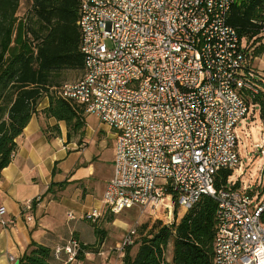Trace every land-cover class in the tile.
Masks as SVG:
<instances>
[{
  "label": "built area",
  "instance_id": "obj_1",
  "mask_svg": "<svg viewBox=\"0 0 264 264\" xmlns=\"http://www.w3.org/2000/svg\"><path fill=\"white\" fill-rule=\"evenodd\" d=\"M237 1L79 0L84 76L61 89L113 132L105 212H161L159 220L171 226L210 196L218 205L212 264H257L264 251V134L255 145L263 158L256 189L235 188L232 175L226 188L214 185L220 170L238 167L236 128L255 114L250 55L227 23ZM67 218L75 219L71 212ZM99 218L96 211L83 217ZM137 238L132 227L105 264H123ZM78 250L70 240L54 256L74 264Z\"/></svg>",
  "mask_w": 264,
  "mask_h": 264
},
{
  "label": "trees",
  "instance_id": "obj_2",
  "mask_svg": "<svg viewBox=\"0 0 264 264\" xmlns=\"http://www.w3.org/2000/svg\"><path fill=\"white\" fill-rule=\"evenodd\" d=\"M21 3L22 0H0V177L17 151L16 139L33 114L64 123L67 142L76 141L78 145L86 128L85 109L61 95L64 85L84 76L79 0H26L27 10L20 18L17 14ZM227 23L244 40L250 63L264 54V0H238L231 7ZM69 72H80L78 80L65 82ZM250 81L256 91L250 93V100L259 108L264 129V79L257 82L253 76ZM44 99L47 107L37 111ZM42 131L48 139L51 134H60L57 125H46ZM231 175L232 171L220 170L215 176L216 190L226 188ZM217 210L212 197L201 196L177 223L153 225L135 243L138 247L133 256L132 246L127 248L123 264H212ZM94 231L99 236L95 225ZM171 241L172 257L167 262L165 251ZM93 246L80 243L75 259L82 261L84 253L93 252ZM51 261V249L32 242L17 263L52 264Z\"/></svg>",
  "mask_w": 264,
  "mask_h": 264
},
{
  "label": "crops",
  "instance_id": "obj_3",
  "mask_svg": "<svg viewBox=\"0 0 264 264\" xmlns=\"http://www.w3.org/2000/svg\"><path fill=\"white\" fill-rule=\"evenodd\" d=\"M47 105V99L42 100L37 111L43 110ZM46 125H57L60 134L56 137L51 134L48 139L42 131ZM99 127L110 131L100 123ZM93 133L92 130L87 133L85 128V138ZM111 133L114 139L113 132ZM85 138L80 145L76 141L67 142L64 123H57L53 118L45 119L39 113L32 115L22 134L16 139L15 155L1 172L0 208L3 209V214L0 219H13L14 225H0V264L17 263L32 242L51 249L52 264L63 263L66 257L62 255L57 259L54 251L70 240L83 245H94L93 252L84 253L83 260H76L74 264H105L113 257L109 254L118 242L107 244L106 238L95 234L94 225L93 231H87L81 226L77 227L75 223L71 224L75 219H67L66 214L70 211L64 212L67 204L83 203L86 200L87 182L98 177V169L93 162L80 159V154L87 146ZM113 160L114 156L108 162L106 174L100 178L101 199L113 174ZM101 199L100 205L86 214L96 211L102 218L107 212ZM32 201L30 210L25 211V206ZM100 222L102 223V219Z\"/></svg>",
  "mask_w": 264,
  "mask_h": 264
},
{
  "label": "rangeland",
  "instance_id": "obj_4",
  "mask_svg": "<svg viewBox=\"0 0 264 264\" xmlns=\"http://www.w3.org/2000/svg\"><path fill=\"white\" fill-rule=\"evenodd\" d=\"M25 1L26 0H22L20 10L17 14L20 18L24 16L27 10L24 7ZM243 45L245 46V42H243ZM252 69L255 74L254 80L257 82L260 80L262 81L264 79V54L262 57L260 56L258 59L253 60ZM79 76L80 72H69L66 74L65 82H74L78 80ZM254 108V117L252 118L248 116L245 121H241L237 125L236 135L238 137V167L232 171V179L234 182L238 183V188L250 185L251 190L256 189L258 185V181L260 179V168L262 167L263 163V158L259 153V149L255 148V145L260 143L261 136L264 134V129L259 116V108L255 105ZM85 118L87 133L91 130L94 133L90 136H87L86 138L84 135L87 146L80 154V159H85L87 162H93L92 164L96 167V169H98V177L87 182L86 187L88 189V194H86V200L83 203L76 202L73 204H67L64 212L70 211L72 214H74L75 220L70 222L71 224L75 223L77 227L81 226V228H85L87 231H93V225L98 227L100 232L99 237L106 238L107 244L113 245L116 242L119 243L122 237L132 227L137 229V242L140 238L145 237L153 225H155L157 222H160L161 225H164V222L162 223L159 220V218L164 219L161 212L156 214V217L158 218H154V216L147 212L140 213L135 209H130L124 210L119 215L106 213L95 223H90L89 221L83 219L84 214L96 209L100 205V178L102 175L106 174V169L109 165L108 162H110L111 158H113L115 149V141L111 135L112 133L103 127H99V121H97L94 116L85 115ZM261 188H264V181L262 182ZM66 192L64 194H66ZM101 219L102 223L100 222ZM137 247L138 245L136 244L132 246L130 252L131 256L135 254ZM172 250L173 242L171 241L165 251V260L167 262L171 261ZM109 255L113 256L110 258V261H114L115 254L110 253ZM118 264H120V261Z\"/></svg>",
  "mask_w": 264,
  "mask_h": 264
},
{
  "label": "bare ground",
  "instance_id": "obj_5",
  "mask_svg": "<svg viewBox=\"0 0 264 264\" xmlns=\"http://www.w3.org/2000/svg\"><path fill=\"white\" fill-rule=\"evenodd\" d=\"M257 264H264V251L256 257Z\"/></svg>",
  "mask_w": 264,
  "mask_h": 264
},
{
  "label": "water",
  "instance_id": "obj_6",
  "mask_svg": "<svg viewBox=\"0 0 264 264\" xmlns=\"http://www.w3.org/2000/svg\"><path fill=\"white\" fill-rule=\"evenodd\" d=\"M15 264H18V263H15Z\"/></svg>",
  "mask_w": 264,
  "mask_h": 264
}]
</instances>
